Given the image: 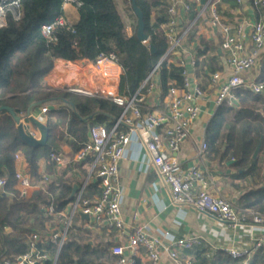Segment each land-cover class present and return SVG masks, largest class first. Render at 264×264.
<instances>
[{
    "label": "trees",
    "instance_id": "1",
    "mask_svg": "<svg viewBox=\"0 0 264 264\" xmlns=\"http://www.w3.org/2000/svg\"><path fill=\"white\" fill-rule=\"evenodd\" d=\"M20 17L10 14L0 28V106L10 107L16 116L30 121L29 115L36 107L49 106L42 123L47 131L43 146H32L22 140L17 122L5 108L0 110V177L6 184L0 188V258L15 262L17 257L30 249L32 233L42 234L46 224L54 222L47 208L54 214L75 200L70 196L73 184L78 181L70 176L60 177L52 172L54 162L50 153H61L67 144L76 153L88 138L89 128L105 124L108 128L120 115L122 107L98 96H83L67 92L64 88H52L44 82V76L52 69L56 59H94L99 53L114 52L123 68L120 76V93L133 94L158 64L160 97L169 88L181 85V69L168 60L160 61L167 42L161 25L166 16L160 0H135L142 11L146 42L137 38V19L134 17L129 33L115 0H78L77 20L70 26H55V40L48 42L41 33L44 24L51 23L63 14V0H18ZM235 7V0H225ZM251 1V0H248ZM194 12L188 13L191 19ZM197 42L195 49V73L207 77L206 72L221 69L219 46L189 29L183 38L185 46ZM152 47V48H151ZM258 80L264 83V58L260 62ZM236 107L225 103L217 105L205 127L204 141L209 154L230 162L237 178H259L264 167L252 153L262 138L264 144V91L253 92L237 89ZM259 151V152H260ZM22 154L29 166V177L40 182L37 187L22 191L15 179V154ZM40 159L47 162L48 180L42 182L38 170ZM253 186V185H252ZM97 193L96 185H86L82 199ZM239 207L251 213L264 214V187H248L238 201ZM9 228V231L6 229ZM90 231L71 226L66 240L57 251L52 245L37 243L45 248L51 259L35 264H116L118 257L111 252L109 244L88 242ZM190 264H236L222 249L211 250L200 246L192 252ZM248 264H264V250L259 249Z\"/></svg>",
    "mask_w": 264,
    "mask_h": 264
},
{
    "label": "built area",
    "instance_id": "2",
    "mask_svg": "<svg viewBox=\"0 0 264 264\" xmlns=\"http://www.w3.org/2000/svg\"><path fill=\"white\" fill-rule=\"evenodd\" d=\"M160 1L166 16V21L161 28L167 42L166 51L160 61L166 59L181 69V85H174L175 82L172 81L168 93L160 98L157 64L135 93L122 94L119 81L123 68L114 52L99 53L92 60L87 58L64 60L62 64L67 65L70 70L76 65L78 67L79 61L86 63L95 78L88 86L79 83L66 84L63 88L67 92L89 97H103L122 107L120 115L109 128L105 124L91 126L87 140L75 153V160H82L90 153L92 154L96 166L99 194L94 200H90L82 199L80 192L72 202L67 216L57 213L59 218L53 229L42 234L30 235L29 251L18 256L15 262L0 258V264H35L46 259H51L55 263L56 256H51L45 248H37V243L44 246L50 244L58 251L67 238L72 224V215L76 210L101 222L107 229L121 230L124 224L121 217L120 192L115 183L119 163L132 136H136L144 146L151 163L168 187L173 204L194 207L200 212L227 222L231 227L247 222L246 210L237 208L226 197L211 193L207 189L205 175L197 164L182 168L176 157L182 142L189 136L190 124L198 117V100L205 94L199 79L187 69L186 61L182 57V46L185 33L191 28H196L201 20L207 21L212 29L219 32L222 37L220 47L225 52L228 72H211L209 84L215 90L216 105L225 103L227 106L236 107L238 105V97L235 93L237 89L264 91V83L249 76L257 65L258 56L264 52V0H253V5L262 17L249 23L248 32L243 23L230 22L224 17L219 9L222 0ZM235 2L241 3L242 0H235ZM66 5L77 9L80 2L63 0V14L57 16L51 23L42 25L41 33L48 42L55 40L53 34L55 26L72 24L64 15ZM190 12H194L193 18L188 19L182 26L181 20L184 14ZM8 14L15 20L19 19L18 0H0V28L6 24ZM248 42L253 46L251 51L247 49ZM160 106L163 108L160 109ZM49 109L48 105L40 106L39 114L44 115ZM30 116L37 118L33 112L27 115V117ZM26 130L31 137L37 138L39 135L37 131L29 127ZM163 141L166 150L162 147ZM206 148L204 141L198 154L203 153ZM18 158L19 154L16 153L15 159ZM50 159L57 163L61 161V157L53 152L50 153ZM14 175L22 191L32 186L30 177L23 170H16ZM47 180L48 176L43 175L42 182ZM5 184L6 178L0 177V188ZM47 210L48 213L54 214L52 206H49ZM250 221L264 227V214L251 213ZM201 244L202 241L197 236L177 238L172 241V245L183 249H194ZM139 247L144 248L151 264H161V252H168L171 257L177 255L175 250H169L163 245L160 236L152 235L147 225H136L132 228L125 245L115 244L111 247V252L118 257L116 264H135L133 256ZM259 249L264 250V234L253 242L252 250ZM224 250L233 258H245L242 264H247V251L241 252L233 248ZM126 251L129 253L126 254ZM186 264L190 262L187 261Z\"/></svg>",
    "mask_w": 264,
    "mask_h": 264
},
{
    "label": "crops",
    "instance_id": "3",
    "mask_svg": "<svg viewBox=\"0 0 264 264\" xmlns=\"http://www.w3.org/2000/svg\"><path fill=\"white\" fill-rule=\"evenodd\" d=\"M67 6L64 7V15L68 21L74 23L78 18L77 9L70 5V8L65 10ZM219 9L230 22L243 23L246 32L249 30L248 25L250 22L262 17L261 13L253 5V0H242L235 7H231L230 3L228 4V2L222 0ZM187 16L188 14H184L181 20L182 26L187 22ZM195 32L219 46L221 57L218 62L221 69L215 71L228 72L225 52L220 47L222 37L219 32L212 29L205 20H201L197 24ZM197 47H199L197 42H193L188 46H185L183 43L182 57L186 61L189 72L199 79L205 94L198 100V117L190 124L189 136L182 142L176 153V157L182 168L197 164L205 175L207 189L211 193L226 197L234 206L242 209L238 205L239 198L248 187H264V175L261 179L255 177H247L246 179L237 178L234 175L236 171L230 166V162L222 161L218 156L209 154L207 150L200 155L198 154V150L202 142H204L206 124L217 105L214 101L215 90L209 84V74L211 72H206L207 77L195 73V65L192 64V61L195 62V49ZM247 49L248 51L253 50V46L249 42L247 43ZM263 58L264 52L258 56L257 65L250 72V77H255L258 80L260 62ZM63 61L62 59H56L52 69L44 76V82L49 87L63 88L64 85L71 83L88 86L95 79L93 72L86 63L79 61L78 65L80 67L76 65V67L72 68V72L67 65L62 64ZM149 102H151V98H149ZM162 108L160 106V109ZM31 112L37 115L36 119L40 122L43 123L45 121L46 114H39V107H36ZM21 120L30 129L38 132L35 125L25 119ZM162 147L164 150L167 149L164 141ZM71 152L67 144L61 147V153L58 154L61 157V161L58 163L54 162L52 172L57 176H70L78 181V184H73L77 185L76 192L73 195L75 199L80 192L82 198V192L86 185H96L97 193L92 192L88 198H83L94 200L99 194V184L93 156L90 153L82 160H75V153L72 154ZM257 158L259 160L258 164L264 167V144ZM46 169V160L40 159L38 170L42 176L46 175ZM16 170H23L29 176V166L22 154H19L18 159H15ZM31 182L32 186L26 190H30L41 184V181ZM115 184L120 192L121 217L124 224L121 230L107 229L94 218L88 215H80L79 213L81 212L79 210H76L72 215L71 226L89 230L91 238L88 242L93 245H125L134 226L147 225L152 235L160 236L163 245L168 247L169 250H175L177 254L176 257H171L168 252H161V264H186L197 247L194 249H183L172 245V241L189 236L199 237L202 241L200 246L208 247L211 250L233 248L241 252L247 251V264L255 252L258 251L252 250L253 242L264 234V227L253 224L250 221L251 211H246L247 222L231 227L227 222L210 214L200 212L194 207L173 204L169 196L168 187L162 181L151 163L144 146L136 136L131 137L124 151V155L119 163ZM72 202L68 203L60 211V215L67 216L70 213ZM53 216L55 220L52 223L46 224V231L53 229L57 223L59 218L57 213L53 214ZM9 230V228L6 229V231ZM128 253L126 251V254ZM133 257L135 258V264H151L146 257L143 247H139ZM244 260L245 258H240V261L236 264H242Z\"/></svg>",
    "mask_w": 264,
    "mask_h": 264
},
{
    "label": "water",
    "instance_id": "4",
    "mask_svg": "<svg viewBox=\"0 0 264 264\" xmlns=\"http://www.w3.org/2000/svg\"><path fill=\"white\" fill-rule=\"evenodd\" d=\"M203 2V0H201ZM131 8L136 16L137 19V28H136V35L137 38L142 41V42H146L148 36L146 35V33H144V21H143V14L142 11L139 9V7L136 4L135 0H131ZM152 48V47H151ZM5 108L11 115H13L14 119L17 122V130L19 133V136L21 137L22 140H26L30 143V145L32 146H43L46 143L47 140V131L44 128L42 122H40L38 119L34 118V117H29L30 119V123H32L33 125L36 126V128L38 129L39 132V137L35 138V137H31L27 134V128L29 127L28 125L24 124L21 121V117L16 116L13 112V110L10 107H4V106H0V110ZM262 145V138L259 139L257 146L255 147L253 153H252V159H256L258 156V153L260 151ZM77 189V185H73L72 191L70 196H73L76 192ZM80 215H84L87 216L85 214L79 213Z\"/></svg>",
    "mask_w": 264,
    "mask_h": 264
},
{
    "label": "rangeland",
    "instance_id": "5",
    "mask_svg": "<svg viewBox=\"0 0 264 264\" xmlns=\"http://www.w3.org/2000/svg\"><path fill=\"white\" fill-rule=\"evenodd\" d=\"M118 10L125 22V25L127 27V30L129 33L132 32L133 25H134V17L129 9L128 0H115ZM70 8V5H68L65 10H68Z\"/></svg>",
    "mask_w": 264,
    "mask_h": 264
}]
</instances>
